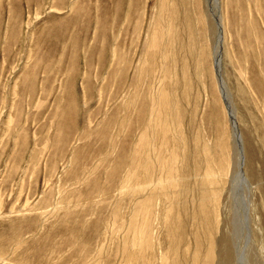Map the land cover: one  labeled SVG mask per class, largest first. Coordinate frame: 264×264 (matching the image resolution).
<instances>
[{
	"label": "rangeland",
	"instance_id": "obj_1",
	"mask_svg": "<svg viewBox=\"0 0 264 264\" xmlns=\"http://www.w3.org/2000/svg\"><path fill=\"white\" fill-rule=\"evenodd\" d=\"M260 161L264 0H0V264H264Z\"/></svg>",
	"mask_w": 264,
	"mask_h": 264
},
{
	"label": "bare ground",
	"instance_id": "obj_2",
	"mask_svg": "<svg viewBox=\"0 0 264 264\" xmlns=\"http://www.w3.org/2000/svg\"><path fill=\"white\" fill-rule=\"evenodd\" d=\"M209 21V20H208ZM209 26V25H208ZM215 26V25H214ZM215 30V29H214ZM215 33V32H214ZM214 59H213V62H214V60H216L217 58H218V50H217V48H215V50H214ZM219 62V61H218ZM221 66V65H220ZM217 68H218V65L216 66ZM220 83H221V80L219 81ZM222 84V83H221ZM220 84V85H221ZM222 87V86H221ZM225 90H223L222 91V94L224 95V96H222L223 97V102H224V104H226L227 105V107L229 108V110H230V113L232 114V112H231V109H230V103L228 102V99H227V95L225 94V92H224ZM233 115V114H232ZM235 130V129H234ZM238 132V131H237ZM236 133V132H235ZM239 135V145H238V143H237V141H236V145H237V148H238V153H239V157L240 158H238V160H237V171L235 172V176L237 177H235L236 178V180L238 179L239 181H240V183L242 182L243 184L246 182L245 181V177H244V175H243V170H242V168L241 167H243V165H244V167H245V171L248 173V175L249 176H253L254 174H256V170H255V168H254V166H253V160L255 159V157L256 158H258V156H257V151H256V147L253 145V143H252V141H251V138H250V135L248 134V131L244 128H242V132H241V135L240 134H238ZM233 136H234V134H233ZM235 139V138H234ZM236 148V149H237ZM239 150H240V152H239ZM260 151V150H259ZM259 163V162H258ZM260 166H259V171H258V174H259V177H263L264 176V162L262 163V161H260ZM236 166V165H235ZM245 174V173H244ZM248 177V176H247ZM233 178V177H232ZM233 180V179H232ZM236 180H234V183H239V182H236ZM253 182V181H252ZM242 183H241V185H242ZM240 185V186H241ZM244 188H245V185H242ZM229 187V186H228ZM242 187V188H243ZM234 189V188H233ZM246 189V188H245ZM229 191V190H228ZM230 191H231V189H230ZM263 191V190H262ZM244 192V191H243ZM230 193V192H229ZM229 193H228V198H229V196H231V197H233L232 196V193L229 195ZM262 193V192H261ZM263 194V204H264V192L262 193ZM261 194V195H262ZM231 200H233V198H230ZM230 199H229V201H230ZM235 200V199H234ZM243 201V200H242ZM219 202V201H218ZM235 202V201H234ZM234 205V204H233ZM245 205V204H244ZM231 206L232 205H230V208H231ZM228 209V208H227ZM235 208H234V206H233V210H234ZM242 210V209H241ZM236 211V214H238L239 212H237V210H234V212ZM233 211H232V213H234ZM246 211H245V209H244V217H243V214H241L242 216V218H244L243 219V223H242V225L244 224V222H247L248 223V219H249V217H248V215L245 213ZM257 212L259 213V212H261V209L259 208V209H257ZM227 213V212H226ZM231 213V214H232ZM241 213V212H240ZM257 214V213H256ZM226 215V214H225ZM227 215H228V213H227ZM226 215V217H228ZM233 215H235V213L233 214ZM233 215H231V216H233ZM238 216V215H237ZM237 216L235 215V217L237 218ZM240 216V215H239ZM225 217V216H224ZM234 217V216H233ZM233 217L232 218H230L231 220V222H232V219H233ZM258 218V217H257ZM221 219V218H220ZM225 219V218H224ZM229 219V218H228ZM237 220V219H236ZM225 222V221H224ZM229 222V221H228ZM237 223L236 224H239L238 223V221H236ZM226 223H227V221H226ZM225 223V224H226ZM230 223V222H229ZM241 223V222H240ZM223 224V223H222ZM227 225V224H226ZM228 227H226V228H229L230 229V225H227ZM240 226V225H239ZM248 226V225H247ZM223 227V226H222ZM231 227H232V229H235V228H233V226H232V224H231ZM235 227H236V225H235ZM249 227V226H248ZM239 228V227H238ZM243 228H245L244 226H243ZM240 230V229H239ZM246 230V229H245ZM248 230L249 229H247V232H248ZM224 231V230H223ZM226 231V230H225ZM234 231V230H233ZM219 232H221L220 230H219ZM241 232V231H240ZM232 231L229 233V232H223L219 237H218V239L216 240L217 242L216 243H219V250L217 251V255H218V262H217V264H231V263H235L234 262V257H235V255H233L234 254V249L235 248H233V243H234V239H233V235L232 234H234V235H236L238 232H236V234L235 233H232ZM247 234H249V233H246V235ZM214 237V236H213ZM249 237H250V235H249ZM216 238V237H215ZM214 238V239H215ZM237 239H235V241H236ZM217 246H218V244H217ZM197 253V252H196ZM195 253V254H196ZM207 256V255H206ZM196 257H200L199 256V254H197L196 255ZM203 263L204 264H206V258H204L203 257Z\"/></svg>",
	"mask_w": 264,
	"mask_h": 264
},
{
	"label": "water",
	"instance_id": "obj_3",
	"mask_svg": "<svg viewBox=\"0 0 264 264\" xmlns=\"http://www.w3.org/2000/svg\"><path fill=\"white\" fill-rule=\"evenodd\" d=\"M215 23H216V27H217V30H218V40H220L221 38V33H220V26H219V22H218V19L216 18L215 16ZM219 50H218V58L216 60H214V71H215V75L217 77V80L219 81L220 79V76H219ZM218 65V68L216 67ZM221 80V79H220ZM219 83V82H218ZM225 108L227 109V115L229 117V121L231 123V129L232 131L235 129V131H237V126H236V122L234 121L235 118H233L232 114L230 113V110L229 108L227 107V105L225 104ZM235 139L239 145V135H238V132H236L235 134ZM240 152V150H239Z\"/></svg>",
	"mask_w": 264,
	"mask_h": 264
}]
</instances>
